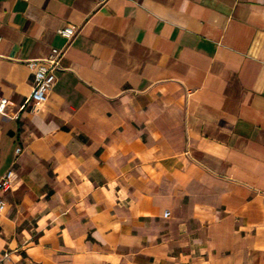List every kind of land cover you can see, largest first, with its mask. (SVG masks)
Wrapping results in <instances>:
<instances>
[{
	"label": "crops",
	"instance_id": "obj_1",
	"mask_svg": "<svg viewBox=\"0 0 264 264\" xmlns=\"http://www.w3.org/2000/svg\"><path fill=\"white\" fill-rule=\"evenodd\" d=\"M0 97V264H264V0H0Z\"/></svg>",
	"mask_w": 264,
	"mask_h": 264
},
{
	"label": "built area",
	"instance_id": "obj_2",
	"mask_svg": "<svg viewBox=\"0 0 264 264\" xmlns=\"http://www.w3.org/2000/svg\"><path fill=\"white\" fill-rule=\"evenodd\" d=\"M108 0H99L100 4H105ZM58 35L65 39L67 45L73 40L76 34V29L73 26H65L57 31ZM65 50L51 48L49 55L46 58L39 60H30L26 62V67L33 75V88L27 100L30 110H38L46 97L50 93L56 81L55 73L59 69V61L62 58ZM6 98L0 97V114H4L7 107ZM20 149L17 148L15 153L18 154ZM14 172L8 170L0 177V195L8 193L12 189L14 180ZM4 202L0 199V210L4 208ZM169 214L166 212L165 216Z\"/></svg>",
	"mask_w": 264,
	"mask_h": 264
}]
</instances>
